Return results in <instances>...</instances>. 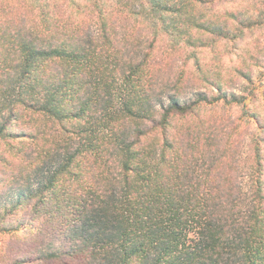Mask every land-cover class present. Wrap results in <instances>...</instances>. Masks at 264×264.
Instances as JSON below:
<instances>
[{
    "label": "trees",
    "instance_id": "1",
    "mask_svg": "<svg viewBox=\"0 0 264 264\" xmlns=\"http://www.w3.org/2000/svg\"><path fill=\"white\" fill-rule=\"evenodd\" d=\"M259 3L0 0V253L264 264Z\"/></svg>",
    "mask_w": 264,
    "mask_h": 264
},
{
    "label": "rangeland",
    "instance_id": "2",
    "mask_svg": "<svg viewBox=\"0 0 264 264\" xmlns=\"http://www.w3.org/2000/svg\"><path fill=\"white\" fill-rule=\"evenodd\" d=\"M236 1V5L237 7H244L245 11V17L246 18H251L253 16H257L258 14V9H259V0H232ZM255 41L258 43V47L260 49V57L262 55H264V27H256L253 28L251 30L246 31L245 34V38L244 40L240 43V47L241 50L246 52L247 49H251L252 48V42ZM222 48L228 49V50H235L234 46L235 43L230 42V41H223L222 42ZM258 55V56H259ZM252 69L255 71L254 75H256L258 77L259 71H260V67L257 65L255 67H252ZM264 78V77H263ZM237 83L233 84V88L241 90L242 89V84L244 83L243 80H241V78L239 77H235ZM248 107L253 111V110H257L258 112H260L263 117H264V107H263V96L261 95L259 90H256V96L253 99H250L248 101ZM234 111H237V109H235L234 107ZM253 132H257L255 125L252 124V133ZM8 190L6 185H0V192H4ZM9 191H6V195H8ZM4 194V195H5ZM11 220V219H10ZM9 220V221H10ZM10 236V232H5V234L3 235V233H0V240L3 236L7 237V243H10L9 245L11 246L10 248V253L8 255L14 256L17 254V252H19L22 248L21 246H25L27 244V239L23 238V239H11L12 236L10 238H8ZM23 241V242H22ZM7 247H3V249H6ZM7 253L1 252L0 253V264H15V262L13 261L12 257L8 256ZM25 264V263H23Z\"/></svg>",
    "mask_w": 264,
    "mask_h": 264
}]
</instances>
